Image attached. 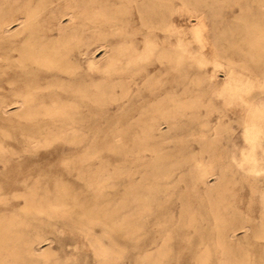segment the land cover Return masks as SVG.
Instances as JSON below:
<instances>
[{
	"label": "rangeland",
	"instance_id": "rangeland-1",
	"mask_svg": "<svg viewBox=\"0 0 264 264\" xmlns=\"http://www.w3.org/2000/svg\"><path fill=\"white\" fill-rule=\"evenodd\" d=\"M143 2L141 13L133 9V14L124 10L110 16L108 29L96 30L92 44L82 46V63L92 74L84 81L91 99L83 95L79 100L78 129L55 125L50 119V123L44 119L34 123L26 118L13 95L17 82L9 83L19 68L0 65V84L5 86H0V100L6 95L9 102L0 108V264H264V252L257 248L245 255L198 252L190 223L195 218L200 231L215 240L218 215L231 223L249 217L253 223L260 221L259 193L252 210L249 194L242 203L239 196L241 186L249 188L255 178L264 184V90H251L257 92L258 124L248 129L247 122H234L231 142L238 136L236 144L228 151L218 146L215 160H205L216 165L231 160L228 208H212L205 182L196 183V172L205 164L201 160V134L186 133L183 138L184 152L194 157L184 166L180 199L173 184L174 130L163 118L162 129L148 128V118L155 114L153 107L171 88L177 65L187 70L192 95L198 94L205 102L196 108L204 111L212 108L219 93L234 96L226 83L221 91L206 87L211 74H217L221 82L229 77L264 79V60L254 61L245 56L246 49H239L247 47L241 38L264 24V0ZM13 16L11 12L10 18ZM18 26L15 21L11 29ZM26 31L28 28L18 36ZM11 38H7L8 45ZM131 42L141 51L134 61ZM11 53L13 60L8 58V64L18 56L17 50ZM35 64L30 63L33 71L22 83L24 88L29 81L31 85L61 83L69 77L63 72L59 79L57 67L38 71ZM76 70L77 76L83 73L82 67ZM226 106L232 108L235 102ZM241 115L246 118L247 111ZM189 164H193L190 171ZM209 177L210 182L216 180L215 175ZM246 234L251 236V229L239 227L233 237L245 239Z\"/></svg>",
	"mask_w": 264,
	"mask_h": 264
},
{
	"label": "bare ground",
	"instance_id": "bare-ground-1",
	"mask_svg": "<svg viewBox=\"0 0 264 264\" xmlns=\"http://www.w3.org/2000/svg\"><path fill=\"white\" fill-rule=\"evenodd\" d=\"M44 1L45 0H0V65L4 67L15 65L19 68V70L15 69V80L10 81L9 83L17 82L16 87L13 88V95L15 96V101L21 104L26 118L31 119V121H33L34 123H41V121L44 119L46 123H50L51 120L55 125L60 124L67 128L71 127L73 129H78V124L81 122L80 111L78 110L81 101L80 98L81 96L86 95L91 99L90 94L85 92L84 81H86L88 76H92V74L90 72L91 70L89 71L88 69L87 71L84 67V64L82 63V59H84L82 58V54L84 53L82 46L84 44H92L94 32L96 30L104 32L108 29L107 21L110 16L114 17L124 10L129 11L131 14H133V9H137L141 13L144 2L143 0H121L120 3H117V0ZM11 12L14 14L13 18H10ZM82 18H91V20L86 21ZM15 21L19 24V26L16 30H13L11 29V25ZM257 25H259V23H257L256 26ZM27 28L28 31H26L23 36L19 37L18 35L23 33V31H25V29ZM9 36L12 37L9 43L10 45H8L6 42ZM243 37L244 38H241V40H243L247 47L243 48L242 46H239V49H246L245 56H248L249 58L257 62L262 59L264 60V24L261 25L259 31L250 32L248 33V35H244ZM130 47L131 54L134 53L133 55H131V60H137L141 55L139 47L136 43L133 42H131ZM11 50H17L18 56L15 57L14 55V61H9L11 64H8L7 59L9 58L10 60V58L13 57ZM89 56L90 55H88V58H90ZM91 58L93 57L91 56ZM31 62L37 64L38 71H40V69H42L43 67H57L59 68L58 70H60V72H56L55 75H57L59 79L64 76H61L63 72L69 74V77L66 78V81H62L61 83L47 82L45 84L31 85V81H29L30 83H27L28 87L24 88L23 84L27 82V80L29 79L28 76L33 71V68L30 65ZM78 67L83 68V73L79 74V76H77L79 71L76 70ZM173 69L174 74L171 80V88L166 92V96H163L162 99H160V103L154 105L153 110L155 114L148 118V128L150 131L155 129H162L161 125L163 124V122L161 121V119L163 118L164 121L174 130V134L176 137L174 152L175 158L173 161L174 164L172 163V165L175 167V180L173 181L174 183H172L177 188L178 193L180 192L178 197L181 199V188L183 187L181 182L184 179L185 175L184 166L186 165V163H189L194 157L193 153L186 154L184 152V135L186 133H190L191 135L200 133L201 137L199 142L203 154L201 160L202 162H205L206 159L214 161L215 151L218 146L224 148L225 151H228L232 144H236L237 139L239 138L238 136L235 142H231L232 135L236 131L234 122H247L248 129L255 127L258 124L259 119L255 115V95L257 92L252 93L251 90H254V88L256 87H260V89L264 90V79L254 81L252 79L245 80L244 78L237 79L235 77H229L226 82H221V80L217 78V74H211L208 78L206 87L216 91H221L225 88L221 86H223V83H226L228 90H230V92L235 97H231L227 94L222 96L219 93L216 103L213 102L214 104H211L212 108L210 109L209 107H206L204 111L196 108L204 101L201 100L198 94H196L195 96L192 95L191 88L189 86L190 82L187 80V70L183 65H177L173 67ZM2 73L0 76H2ZM124 81H126V85L124 86V92L126 93L127 89H129V79ZM0 86H2V88L5 87L3 84H0ZM46 88L47 90H49L47 92H44V89ZM245 89H248L249 91L246 92ZM41 91L43 93H40ZM38 94L41 95L37 96ZM244 94H248V96L246 97ZM47 96L50 97L49 101L47 99ZM231 102H235V106L232 108L227 107L226 104H230ZM8 103L9 102H7L6 95H3L0 100V108H5L6 104ZM245 110L247 111V117L243 118L241 114L242 111ZM193 121L194 124L192 125L191 122ZM239 147L240 146H238V148ZM233 148H235V146ZM236 150L234 152H236ZM261 150L263 151L264 149ZM237 157L239 156H236L235 158ZM230 161L224 164L220 163L217 165L205 162V164H203L201 168H199V170H197L196 172V183L200 180L205 182L207 187L206 195L212 208H228V206L231 204V200L228 195L231 192V187L229 184L230 180L228 177V169L231 165ZM192 168L193 164H189L187 170L190 171ZM162 171L163 169L161 170V173ZM210 175H215L216 180L210 182ZM241 188L242 189L239 196V202H245V197L249 194V203L251 210L254 209L253 201L257 196V193H259L261 201L260 221L258 223H253V218L249 217L242 218L237 222L231 223V221L224 215H218L216 216V219L220 221L217 225L218 236L215 240H213V236L211 234H206L200 231V226L195 221V218H193V220H191L190 222L194 227L192 242L197 245L198 252L204 255H210L214 252H220L224 255H234L237 253L245 255L256 248L264 252V184L261 186L260 184H258L257 179L255 178L254 180H251L249 182V188H246L244 185H242ZM118 227L119 225L117 226V228ZM239 227H244L245 230L251 229V236L249 234H246L245 239H234V231ZM130 232L131 231H129L128 233ZM246 242H253L254 245H246ZM239 261L240 263H242L240 259ZM6 262H8L7 259ZM229 264L233 263L229 261Z\"/></svg>",
	"mask_w": 264,
	"mask_h": 264
}]
</instances>
